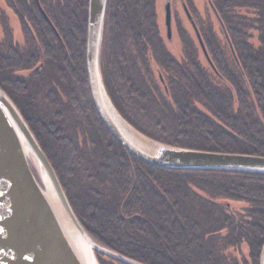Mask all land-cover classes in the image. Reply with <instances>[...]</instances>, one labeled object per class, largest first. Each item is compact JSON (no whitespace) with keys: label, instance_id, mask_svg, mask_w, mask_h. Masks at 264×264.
Wrapping results in <instances>:
<instances>
[{"label":"trees","instance_id":"trees-1","mask_svg":"<svg viewBox=\"0 0 264 264\" xmlns=\"http://www.w3.org/2000/svg\"><path fill=\"white\" fill-rule=\"evenodd\" d=\"M9 1L39 32L34 49L0 43V85L21 109L90 234L146 264H260L264 173L171 169L128 152L92 97L89 0ZM210 1L222 34L211 18L194 12L212 62L181 19L184 55L172 53L156 0H109L100 49L106 88L120 112L156 139L264 155V0ZM235 202L246 206L236 209ZM98 255L102 264H130Z\"/></svg>","mask_w":264,"mask_h":264},{"label":"water","instance_id":"water-1","mask_svg":"<svg viewBox=\"0 0 264 264\" xmlns=\"http://www.w3.org/2000/svg\"><path fill=\"white\" fill-rule=\"evenodd\" d=\"M108 1L89 0L86 61L95 106L112 135L128 152L160 167L264 173V155L170 144L142 132L120 112L101 71L100 49ZM42 11L51 22L44 8ZM171 12L169 2V36ZM186 12L192 18L187 8ZM192 22L211 61L198 26ZM31 162L39 169L38 176ZM97 251L130 264H146L105 246L84 227L21 109L0 85V264H101ZM260 264H264V243Z\"/></svg>","mask_w":264,"mask_h":264},{"label":"rangeland","instance_id":"rangeland-1","mask_svg":"<svg viewBox=\"0 0 264 264\" xmlns=\"http://www.w3.org/2000/svg\"><path fill=\"white\" fill-rule=\"evenodd\" d=\"M172 1L173 8L176 10L178 9L180 13L183 15L181 9V3L180 0H156V5L158 8V12L160 15V18L158 19L160 21L159 25L161 26L162 34L165 37V40L167 42V45L169 46V49L172 51V53L177 56L178 58H181L184 53H183V44L180 39V34L177 29L176 24L172 26V33L171 36L166 33V6L169 2ZM32 4V3H31ZM30 4V5H31ZM190 6H196L199 14L204 17V18H211L214 23V27L219 34H222L221 32V24L219 20L217 19L216 12L213 9V6L211 4L210 0H193L192 3L190 2ZM39 11L43 13L42 11V5L39 2ZM22 9H20V5L17 4L16 9L13 7L11 2L9 0H0V43L1 46L2 44L5 46L7 44L12 43L14 46L17 48H20V50H25L28 48L34 49V35H37L39 32L38 28L34 30V21H32L29 18H25L24 16L21 15ZM39 14V12H38ZM44 15V13H43ZM188 15V14H187ZM45 17V15H44ZM196 20L198 21L197 14L194 12L193 16ZM184 19V25L188 27L189 31L191 34L194 36L195 33L190 25L193 23L192 21H195L194 18L193 20H190L185 18L184 15L182 17ZM26 19L29 23V25H25L23 21ZM34 20V18H32ZM46 19V17H45ZM21 20V21H20ZM175 21V20H174ZM36 22V21H35ZM195 22V23H196ZM38 25V24H37ZM39 27L41 26L40 24L38 25ZM47 35V33L45 34ZM39 39V35L37 37ZM224 39V38H223ZM40 41V40H39ZM110 42V40H109ZM33 44V45H32ZM29 46V47H28ZM200 57L202 62L208 66L206 58L203 56L202 53H200ZM31 70V69H30ZM25 73V72H23ZM33 165V164H31ZM33 168L35 172L37 173L36 167ZM38 175V173H37ZM246 206L244 202H235L234 203V208L236 209H242V207ZM247 250V249H246ZM99 252V251H97ZM100 253V252H99ZM103 253V252H101ZM247 253V251H246ZM104 254V253H103ZM98 255V253H97ZM99 261L102 264V261L98 255Z\"/></svg>","mask_w":264,"mask_h":264},{"label":"flooded vegetation","instance_id":"flooded-vegetation-1","mask_svg":"<svg viewBox=\"0 0 264 264\" xmlns=\"http://www.w3.org/2000/svg\"><path fill=\"white\" fill-rule=\"evenodd\" d=\"M171 3V13H172V26L174 25V24H176V26H177V29H178V20L177 19H181L182 21V23L183 24H185L184 23V19L182 18L183 17V15H184V17L185 18H187V19H189V16L187 15V12H186V8L190 11V13L192 14V16H194V10H195V8H197L196 6H190V2H188L187 0H180V3H181V11H182V13H183V15L180 13V11L178 10V9H174L173 8V5H172V1L170 2ZM156 7H157V5H156ZM157 15H158V19L160 18V15H159V12H158V8H157ZM193 19V18H192ZM175 20V21H174ZM21 21V20H20ZM159 23H160V21H159ZM190 23V25H191V27H192V29H193V31H194V33L196 34V31H195V29H194V25H193V23H191V21L189 22ZM166 27V33L168 32L167 31V26H165ZM188 28V27H187ZM160 29H161V26H160ZM161 34H162V30H161ZM163 35V34H162ZM164 37V36H163ZM164 39H165V37H164ZM165 42H166V40H165Z\"/></svg>","mask_w":264,"mask_h":264},{"label":"bare ground","instance_id":"bare-ground-1","mask_svg":"<svg viewBox=\"0 0 264 264\" xmlns=\"http://www.w3.org/2000/svg\"><path fill=\"white\" fill-rule=\"evenodd\" d=\"M191 148H195V147H191ZM231 170H235V171H242V170H238V169H231ZM37 173L40 174V171L39 169H37ZM40 180V179H39ZM41 184H42V181L40 180Z\"/></svg>","mask_w":264,"mask_h":264}]
</instances>
